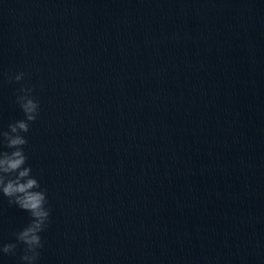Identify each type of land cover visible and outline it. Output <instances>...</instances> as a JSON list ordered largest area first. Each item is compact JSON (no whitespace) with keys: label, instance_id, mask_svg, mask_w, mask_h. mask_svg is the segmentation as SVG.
<instances>
[{"label":"water","instance_id":"water-1","mask_svg":"<svg viewBox=\"0 0 264 264\" xmlns=\"http://www.w3.org/2000/svg\"><path fill=\"white\" fill-rule=\"evenodd\" d=\"M25 86L36 264H264V0H0V131Z\"/></svg>","mask_w":264,"mask_h":264},{"label":"clouds","instance_id":"clouds-1","mask_svg":"<svg viewBox=\"0 0 264 264\" xmlns=\"http://www.w3.org/2000/svg\"><path fill=\"white\" fill-rule=\"evenodd\" d=\"M23 72H18L15 81H21ZM16 103L24 114L23 119L16 120L8 125L7 131H0V144L8 150H0V193L8 197L10 205L27 211L30 222L15 233L16 242L0 244V253L15 255L18 244H22L23 254L21 264H36L40 256L43 242L40 233L48 226L50 208L47 207L46 189H42L38 179L32 175L30 165H27V155L24 145L28 143L23 133L29 131L30 124L39 114V101L32 95L31 87H22Z\"/></svg>","mask_w":264,"mask_h":264}]
</instances>
